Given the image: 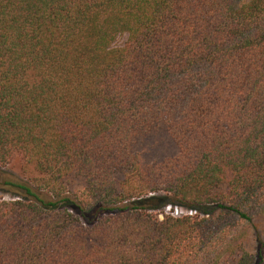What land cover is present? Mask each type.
<instances>
[{
    "label": "trees",
    "instance_id": "trees-1",
    "mask_svg": "<svg viewBox=\"0 0 264 264\" xmlns=\"http://www.w3.org/2000/svg\"><path fill=\"white\" fill-rule=\"evenodd\" d=\"M158 125L177 154L146 164ZM15 161L0 264H264V0H0Z\"/></svg>",
    "mask_w": 264,
    "mask_h": 264
},
{
    "label": "rangeland",
    "instance_id": "rangeland-1",
    "mask_svg": "<svg viewBox=\"0 0 264 264\" xmlns=\"http://www.w3.org/2000/svg\"><path fill=\"white\" fill-rule=\"evenodd\" d=\"M134 149L138 152L146 164H151L154 162H161L168 157H172L177 154V148L170 139L163 125H158L156 129L146 138L136 141ZM0 171L6 175H11L15 178L23 179L27 173L25 172L24 165L15 161L11 165L0 168ZM5 175V176H6ZM75 189L80 188V183H77L74 187ZM4 198H8V194L0 192ZM167 207L160 209L159 211H153L157 218L162 219V217L167 213ZM178 209H181L177 207ZM181 216H194L195 213L191 211H185L181 209ZM180 216V217H181ZM258 239L264 245V220H257L253 223L250 228L249 234L247 235V240L249 243V248L253 246L254 241ZM225 264H231L225 263Z\"/></svg>",
    "mask_w": 264,
    "mask_h": 264
},
{
    "label": "built area",
    "instance_id": "built-area-1",
    "mask_svg": "<svg viewBox=\"0 0 264 264\" xmlns=\"http://www.w3.org/2000/svg\"><path fill=\"white\" fill-rule=\"evenodd\" d=\"M167 213L174 216V217H180L183 213L181 209H178L177 207H167Z\"/></svg>",
    "mask_w": 264,
    "mask_h": 264
}]
</instances>
